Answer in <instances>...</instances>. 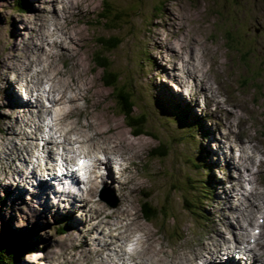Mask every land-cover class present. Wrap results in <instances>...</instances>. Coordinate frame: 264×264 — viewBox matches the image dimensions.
Listing matches in <instances>:
<instances>
[{
    "label": "rangeland",
    "instance_id": "rangeland-1",
    "mask_svg": "<svg viewBox=\"0 0 264 264\" xmlns=\"http://www.w3.org/2000/svg\"><path fill=\"white\" fill-rule=\"evenodd\" d=\"M19 2L20 0H0V60L13 53L18 56L16 63H20L19 55H23L27 45L39 43L34 40L41 36L39 33L42 26L37 19L35 23L30 22L31 19L34 16L47 15L43 9L44 0L37 2L24 0V6H17ZM68 2V7L59 8L50 15L53 20L49 19V23L52 26L51 30L50 27L47 30L57 35L52 38L49 33H44L49 35L51 39L48 42L51 43L46 42L41 46V50L49 49L51 54L56 55L63 54L59 49L65 48V51L77 58V65L81 66L83 75L91 81L92 91L87 92V99L80 102L83 111L78 113L79 116L75 114L73 120H83L86 109L91 112L95 110L93 113L100 119L96 121L97 124L109 126L110 132L113 130L112 136L121 138L122 134L126 136L127 143L143 149L139 158L132 156L129 161L128 156L124 157V165L131 166V171L125 172L128 186L124 189L122 197L130 192L133 194L131 208L137 211L142 222L159 234L160 239L163 238L161 240L169 249L179 244L198 243L211 225L210 214L214 221H219L223 217L224 211L221 208L223 203L218 199L219 191L224 190L229 194L227 188L232 184L228 182V178L230 174H236V171L230 172L225 168L222 160L219 166L216 165L217 154L221 151L217 152L219 146L215 137L229 132L231 134L228 136L229 139L234 140V144L239 141L240 148L246 137H257L260 142L263 140L261 144L264 148V0H68ZM104 6L110 8L106 16L117 18L116 20L101 18L100 13L103 12ZM65 13L73 15L69 17ZM110 37H114L120 45L114 51L106 53V56L112 63L113 70L121 75V85L130 89L136 99L135 115H145L147 121L145 134L136 136L128 127L116 109L115 94L111 88L103 84V71L95 65L94 55L99 48L97 41ZM47 38L44 36L42 40L46 41ZM162 40L172 42L177 49L173 51L166 49L160 43ZM179 40L185 46L180 47ZM54 41L60 42L58 48L53 45ZM198 52L200 61L195 59L191 67H186H195L199 62L200 69L204 70L194 75L200 77L207 74L209 79H205L203 84L205 86L198 90L197 95L192 96L198 82L190 80V77L186 79L190 72L184 65L179 64ZM211 58L217 60V70L211 64ZM68 64L67 69L70 65ZM60 66L63 67V63L60 62ZM43 70L45 73H52L48 69H36L33 71L34 76H38V73L45 74ZM177 72H184L183 80L180 81L175 76ZM79 73L81 74V71ZM11 75L12 73L7 78ZM24 78L14 83L19 86L18 82ZM0 79L2 83L6 80L3 77ZM181 82L183 84L180 87ZM216 91L217 99L227 108V114L237 110V115L233 114L236 129L230 130L222 126L223 119L218 115L220 113L217 112V105L210 101ZM91 95H94L92 102L95 104L90 103ZM237 103L238 105H234ZM28 104L29 101L25 100L24 106L28 107ZM28 111L23 114L27 115ZM2 112L0 103V118ZM242 118L244 123L241 122ZM14 122L16 121H7L6 124L10 127ZM113 126L116 129H111ZM223 143L226 145V142ZM160 144L166 146L163 151L167 152L162 158L155 152ZM223 150L228 148L225 146ZM8 152V149L0 144V154L5 155L0 162V178L5 175ZM258 157L263 159L264 165V154H259ZM132 165H136V168H132ZM109 168L111 169L110 166ZM260 168H254V171L260 173L258 187L264 191V166ZM116 177L118 176H115V179ZM138 179L143 186L134 193L129 187L133 185L135 189ZM219 180L227 184L219 188L216 184ZM92 186L94 193L91 201L87 198L89 207L83 202L77 211L73 212L76 203L70 208L66 207L64 202L62 205L59 201L56 207L51 202L45 207L41 206L47 208L49 205V209L58 210L53 216H48L31 205L37 215L28 217L19 211L20 208L24 209L30 205V201L34 204L39 197L33 192L28 195V192L23 190L24 194L21 192L14 194L17 202L14 203L11 199L14 191L9 188L4 190L0 185V245L7 243L8 233L23 238L21 243H26L27 250L24 254H22L24 249L18 252L15 257L16 264H21V259L27 264L62 262L72 264L74 259L76 264H80L79 261L87 264L85 254L91 250L86 247L79 249L76 243L80 242L81 234L86 235L85 239L89 235L87 241L90 242H101V238H105L104 233L98 238L93 237L98 234L95 235L94 230H91L93 225L90 220L99 211L97 200L110 207L116 206L119 201L115 183L113 194L106 191L101 184L96 183ZM220 195L223 196L222 193ZM22 196H25L26 204ZM83 197L86 198L84 195ZM146 201H149L153 212H157L154 217L147 220L148 222L143 214ZM68 211H72V214H67ZM225 215L229 216V213ZM119 216L118 212L116 217ZM107 231L105 229V234ZM226 233L228 236V231ZM184 234L189 239L184 238ZM71 236L78 237L76 243L72 242V245L68 241ZM146 240L147 246L151 249L156 246L148 237ZM232 244L233 241H230V245ZM26 253H31L27 260L24 259ZM100 257H97L98 261ZM258 262L255 260L251 264H259Z\"/></svg>",
    "mask_w": 264,
    "mask_h": 264
},
{
    "label": "bare ground",
    "instance_id": "bare-ground-1",
    "mask_svg": "<svg viewBox=\"0 0 264 264\" xmlns=\"http://www.w3.org/2000/svg\"><path fill=\"white\" fill-rule=\"evenodd\" d=\"M44 1L45 7L43 9H45L47 15L34 16L30 21L35 23L37 19V22H40L42 26V30L39 33L41 36L34 40L39 41V43L33 42L27 45L23 55H19L20 63L15 62L18 56H15L13 53H9L0 60V69H2L0 77H3V79L6 78L3 83L2 79H0V103L3 110L0 118V144H3L9 151L7 154L8 156H6L8 165L4 168L5 175L0 178V185L4 190L9 188L12 192L14 191L11 197L14 203H17L14 194H19V192L24 194L25 191L23 190H26L28 195L33 192L36 197H39L36 202H33L34 204H31L32 202L30 201V205L24 206V209L20 208L19 211L24 213V216H36V212L31 208L32 205L38 210H42L46 215L53 216L58 210L53 211L49 209V205L47 208H41V206L45 207L52 202L56 207L59 201L62 202V205L64 202L65 206H70V208L74 207L76 203L77 206L73 208V212L77 211L83 202L86 203V207H89L87 198L91 201V197L94 193L92 184H96L95 180L89 181L90 187L85 193L81 188H79V190L77 189V185H79L81 181L76 175L74 178L70 179L68 183L66 179L64 181L59 175H50V169L46 167L48 163H51V160L53 161L55 159V154L68 151L65 145L74 143L69 140L72 134H78L84 137L88 132H91V136H86V139L76 141L75 143H88L93 148L101 146V150L105 155V160L97 161V165L99 166L102 164L105 171L101 176L95 179L99 180L98 185L101 184L110 194H113L115 191L113 190L115 183L116 191L118 190L119 194V201L116 206L110 207L97 200L99 211L90 221H92L91 223L93 225L91 230H94L95 235L98 234L93 237L98 238L100 234L104 233L103 237L105 238L100 237L102 240L101 242L87 241L89 235L85 239L86 235L82 234L78 244L76 243L78 237L71 236L68 239L71 245L72 242H75L76 247H79V249L86 247L91 250L90 253L85 254V262L87 264H242L240 261H236V256H234V254H240L241 257V254L245 255L248 251V247L253 251L256 259L264 264V224H261V231L254 240L249 239L248 231V229L252 227V222L256 218V214L264 210V191L259 190L258 187L260 173L253 170L254 168L259 169L261 166H264L263 159L258 158L259 154H264V148L261 144L263 140L260 142L257 137L245 136L246 139L243 140L242 147L240 148L238 147L239 141L237 144H234V140L229 139L228 136L231 135L229 132H224V135L220 134V137H215V141L219 146L217 152L219 153L221 151L217 154L218 159H216V165L219 166V162L222 160L221 162H223L224 167L228 168L230 172L236 171V174L232 173L228 178V182L232 184L227 188L229 194L224 190L219 191L218 199L223 203L221 207L222 211H224L222 214L223 217L219 221H214L212 214H210V216L208 215L211 220V225L198 243L195 244L190 242L184 243V245L179 244L173 247V249H169L168 245L161 240L163 238L160 239L158 236L159 234L148 227L146 223L142 222L137 215V211L131 208L133 204L131 197L133 194L130 192L128 195L122 197L124 189L128 186L125 172L131 171V166L124 165V157L128 156L129 161L132 159V156L140 157L143 149L127 143L126 136L122 134L121 138L112 136L113 133L111 132L113 130L110 132L109 126H103L102 123L97 124L96 121L100 119L93 113L95 110L91 112L86 109L83 120H73L72 117H74L75 114L83 111L80 103L81 100L87 99V92L92 91L93 88L91 87V81L83 75L81 66L77 65V58L73 57V54L71 55L70 52L65 51V48L59 49L63 54L56 53V55L51 54L49 49L41 50V46L46 42L47 44L51 43L48 42L51 39L50 37L57 35L56 33H49L47 30L48 27L52 26L51 23H49V19L53 20L50 15L59 8L64 9L68 7L69 4L68 0ZM46 10H48V12ZM65 15L72 17L73 13H65ZM26 26L28 27L29 25L26 24ZM19 32L21 33L22 31ZM44 33H49L50 37ZM44 36L49 38L43 41L42 38ZM59 43L54 41L53 45L58 48ZM160 43L171 51L177 49L174 48L172 42L166 40L163 42L162 40ZM179 45L180 47L185 46L180 40ZM198 56L199 52L191 58L187 57V61L182 60L179 64L180 66L184 65L190 72V74L186 76V79L190 77V80L198 82L195 84L196 88L192 96L197 95L199 93L198 90L205 86L203 85L205 83L204 80L209 79L207 74H203L200 77L194 75L196 72H203L204 70L200 69L201 65L199 62L195 67L189 68L195 59H199ZM173 58L174 57H172V59ZM215 58H211L210 61L217 70V60H215ZM60 62L63 63V67L60 66ZM67 63L70 64H68V69ZM51 65H53L52 68L50 67ZM36 69H48L51 70L52 73H45V70H43L45 74L38 73V76H34L33 71ZM80 71L81 74L79 73ZM10 73H12L14 77L11 75L7 78ZM39 74H41V76H39ZM175 76L181 81L184 79V72H177ZM23 78V81L18 82L20 87L14 83V81H19ZM64 79H68V81H63ZM200 80L202 81L199 82ZM182 84L181 82L180 87ZM45 85H49V88H45ZM69 93H72V95L69 96ZM217 93V91L214 93V97L210 99V101L217 105V112L220 113L218 115L223 119L222 126L232 130L237 127L235 126L236 122L233 123V114L237 115V110L227 114V108L223 102L217 99ZM57 96L59 99H55ZM93 96L94 95L90 96V103L92 102ZM25 100L29 101L28 107L24 106ZM95 101L97 102V100ZM49 104L61 107L67 106V108H69L67 111L63 112L60 117L59 123L68 126V132L64 133L60 141H57L54 136H47V133L44 131L45 128H48L49 132L52 131L50 126L45 123L46 119L51 115V110L48 107ZM234 105H238V103ZM23 106L24 108H22ZM27 110H29L28 114L24 115L23 112ZM14 120L16 122L8 127L6 124L7 121L12 122ZM241 122H245L243 118ZM111 129L116 128L113 126ZM46 136L47 138H45ZM223 142H226V145H224ZM225 146L228 150H223ZM40 151H42L41 154L39 153ZM2 158H5V155L2 156L0 154V162ZM114 163L119 166L120 170V173L118 172L119 176L116 177V179L115 171L113 170ZM66 164H68L67 161ZM50 166L52 167V164H50ZM133 167L136 168V165H132V168ZM128 180L130 181L131 179ZM135 182L134 180V183ZM216 184L221 188L227 183L223 180H219L216 181ZM246 184L249 187L246 188ZM142 186L143 184L138 179L135 184V189L133 185H130L129 190H133L134 193H137V190H140ZM72 188H75V191H72ZM220 193H222L223 196L220 195ZM83 195L86 196V198H84ZM22 198L25 199V196H22ZM45 200L48 201L46 202ZM26 202L25 199L24 204H26ZM43 203H46V205ZM72 211H68L67 214L71 215ZM118 212L120 216L116 217ZM226 213H229V216L225 215ZM93 218H95V220ZM147 220L148 219H146V221ZM245 225H247V227ZM105 229L108 230L106 234ZM226 231H228V236L226 235ZM130 232L142 233L140 247L132 253L125 250V243ZM146 237L156 246L152 249L147 246L148 241ZM184 238L189 239L185 234ZM230 241H233L232 245H230ZM239 251L240 253H238ZM110 252L113 254H110ZM98 256H101L99 258L100 261H98ZM249 256L253 257L251 253ZM22 260L23 259L20 260L21 264H27ZM79 262L82 264L81 261ZM71 263L76 264L75 259Z\"/></svg>",
    "mask_w": 264,
    "mask_h": 264
},
{
    "label": "trees",
    "instance_id": "trees-1",
    "mask_svg": "<svg viewBox=\"0 0 264 264\" xmlns=\"http://www.w3.org/2000/svg\"><path fill=\"white\" fill-rule=\"evenodd\" d=\"M24 0H20L17 3V6L25 5ZM110 8H103V12L100 13L101 18L105 20H116L117 18L112 19L106 16V12H109ZM97 43L99 44V48L94 55V62L98 69H101L102 72V80L103 84L112 89L113 94H115V105L118 113L123 116L124 121L134 131L136 136L140 134H145L147 121L144 114L135 115V107H136V99L130 92V89L125 87V85H121V75L113 70L112 63L108 60L109 58L106 56V53L112 52L120 45L119 41H115L114 37H110L109 39L100 38ZM128 89V90H127ZM166 148L164 144H160V147L157 148L155 152H158V157L162 158L167 155L166 151H163ZM146 208L144 209V215L147 219L154 217L156 215L153 212L152 207L149 206V201L144 203ZM9 232V231H8ZM7 243L0 245V264H16V256L18 252L22 249V254H24L27 250L25 246L26 243H21L22 237L18 235H11L8 233ZM23 247V248H22Z\"/></svg>",
    "mask_w": 264,
    "mask_h": 264
},
{
    "label": "clouds",
    "instance_id": "clouds-1",
    "mask_svg": "<svg viewBox=\"0 0 264 264\" xmlns=\"http://www.w3.org/2000/svg\"><path fill=\"white\" fill-rule=\"evenodd\" d=\"M47 87H49V85H45V88ZM68 95L71 96L72 93H69ZM55 99H59V97L57 96L55 97ZM48 107L51 110V115L46 119L45 123L50 126L52 131L49 132L48 128H45L44 131L45 133H47V136H54L57 141H60L63 138L64 133L68 132V126L61 125L59 123L61 114L67 111V106L61 107L49 104ZM91 135V132H88L86 134V136ZM47 136L45 138H47ZM86 136L82 137L78 134H72L69 137V140L74 143L70 145H65L68 151L64 153L65 157L69 161H71V163L69 164V168L71 169V171L75 172L79 179L85 182L82 187L89 186L88 182L90 180H95V182L98 184L99 180H96L95 178L101 176L105 171L104 166L102 164L99 166L97 165V161L105 160V155L101 150V146L93 148L88 143H75L76 141L86 139ZM57 160L60 162V165L63 164V161L60 160L59 156L57 157ZM63 171L64 168L62 166H59V172ZM245 187L247 188L249 186L246 184ZM72 191H75V188H72ZM261 224H264V210H261L256 214V218L252 222V227L248 229L249 239L254 240L257 237L258 233L261 231ZM245 226L247 227V225ZM141 240L142 233L130 232L128 234V239L125 243V250L129 253L134 252L140 247ZM30 255L31 253H26L24 255V259L27 260Z\"/></svg>",
    "mask_w": 264,
    "mask_h": 264
}]
</instances>
